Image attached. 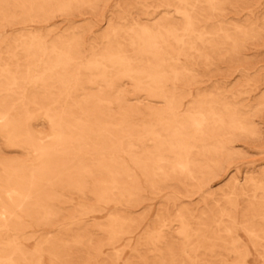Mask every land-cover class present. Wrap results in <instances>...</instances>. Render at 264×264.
I'll use <instances>...</instances> for the list:
<instances>
[{"label": "rangeland", "instance_id": "1", "mask_svg": "<svg viewBox=\"0 0 264 264\" xmlns=\"http://www.w3.org/2000/svg\"><path fill=\"white\" fill-rule=\"evenodd\" d=\"M1 116L0 264H264V0H0Z\"/></svg>", "mask_w": 264, "mask_h": 264}, {"label": "bare ground", "instance_id": "2", "mask_svg": "<svg viewBox=\"0 0 264 264\" xmlns=\"http://www.w3.org/2000/svg\"><path fill=\"white\" fill-rule=\"evenodd\" d=\"M16 52V51H15ZM139 75V74H138ZM137 75V76H138ZM141 81V80H140ZM87 117V116H86ZM88 119V118H87ZM0 120H2V125L0 126L1 129L4 130L5 133H7L8 135L9 134H12L13 136H16V135H20L22 134V131L21 129H18L16 130L15 129V124L14 122H11L10 120H7V118H5L4 116H1L0 117ZM219 123V122H218ZM218 125V124H217ZM222 126V125H221ZM57 128L58 129H63V125H57ZM18 131V132H17ZM25 134V133H24ZM27 134V133H26ZM59 137L63 138V135L62 134H59L58 135ZM9 137V136H8ZM7 137V138H8ZM25 137V136H24ZM29 137V136H28ZM30 140L33 141V138L30 137ZM70 142V141H69ZM180 145V144H179ZM39 150H40V153L37 154L38 156V159H41L43 161H45L46 163L48 162V159H51V151L53 150V145H52V142L50 141H45L43 142L40 147H39ZM57 152V151H56ZM63 152V151H62ZM43 165V163H42ZM40 165V166H42ZM37 168V167H36ZM179 168V167H178ZM189 168V167H188ZM48 170V169H47ZM188 171V170H187ZM44 173V172H43ZM57 173V172H56ZM55 174V173H54ZM43 178V177H41ZM26 180L24 177H21V176H16V177H13L9 180V182H6L4 184H1V188H2V191L6 194V198L8 200V202H12V203H15V202H18V200H20L21 197L24 196L25 194V190H26V185L29 184L27 183L26 184ZM34 182V181H33ZM29 186V185H28ZM34 186V185H33ZM31 188V187H30ZM27 194V193H26ZM44 195V194H43ZM19 204V202H18ZM18 208V207H17ZM4 213H1L0 215V218L1 216H3ZM5 217V215L3 216ZM4 220V219H3ZM5 250V249H4Z\"/></svg>", "mask_w": 264, "mask_h": 264}]
</instances>
